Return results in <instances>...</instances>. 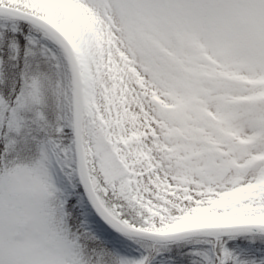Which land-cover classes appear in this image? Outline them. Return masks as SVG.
<instances>
[{"label":"snow or ice","instance_id":"snow-or-ice-1","mask_svg":"<svg viewBox=\"0 0 264 264\" xmlns=\"http://www.w3.org/2000/svg\"><path fill=\"white\" fill-rule=\"evenodd\" d=\"M191 243L172 264H264V0H0V264Z\"/></svg>","mask_w":264,"mask_h":264},{"label":"rangeland","instance_id":"rangeland-1","mask_svg":"<svg viewBox=\"0 0 264 264\" xmlns=\"http://www.w3.org/2000/svg\"><path fill=\"white\" fill-rule=\"evenodd\" d=\"M86 220L85 227L91 230L96 238L97 244L102 250H107L111 253L121 255V256H135L139 257L143 254L144 249L141 247L140 243L134 240H130L127 237L115 232L107 224H105L98 216L94 214L91 210H86V214L83 217ZM232 245H239L240 247L236 250L239 251L245 247L241 245V240H236L232 242ZM190 250L210 247V245L191 243ZM256 255H264V249H252ZM171 257L165 252L160 257H157L156 264H172Z\"/></svg>","mask_w":264,"mask_h":264},{"label":"trees","instance_id":"trees-1","mask_svg":"<svg viewBox=\"0 0 264 264\" xmlns=\"http://www.w3.org/2000/svg\"><path fill=\"white\" fill-rule=\"evenodd\" d=\"M190 244L186 245L184 248L182 249H177L175 247L172 248V250L170 252H166L168 254L169 257H173V256H177L179 252H189L190 251ZM241 245L244 246L246 245V242L241 241ZM183 264H187V261L184 260Z\"/></svg>","mask_w":264,"mask_h":264}]
</instances>
